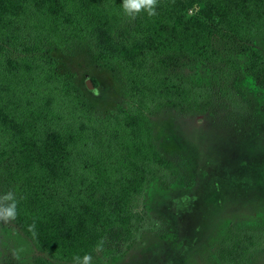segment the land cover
I'll list each match as a JSON object with an SVG mask.
<instances>
[{"label": "trees", "instance_id": "16d2710c", "mask_svg": "<svg viewBox=\"0 0 264 264\" xmlns=\"http://www.w3.org/2000/svg\"><path fill=\"white\" fill-rule=\"evenodd\" d=\"M120 2L0 0V185L17 196L12 222L57 261L135 238L139 197L169 167L149 116L184 102L201 110L206 96L170 73L178 61L215 59L232 68L216 46L264 34V0H157L155 16L142 12L128 28ZM84 41L94 43L99 65L119 70L133 101L127 109L93 115L80 89L57 73L50 50ZM244 50L249 76L264 87L261 52ZM257 249H264V221L229 235L220 256L244 264Z\"/></svg>", "mask_w": 264, "mask_h": 264}, {"label": "rangeland", "instance_id": "374dc122", "mask_svg": "<svg viewBox=\"0 0 264 264\" xmlns=\"http://www.w3.org/2000/svg\"><path fill=\"white\" fill-rule=\"evenodd\" d=\"M133 19L124 14L121 23L128 28ZM224 40L216 47L230 55L234 67L194 58L170 70L206 90L203 108L194 111L184 102L149 116L153 144L169 167L159 168L139 197L142 220L135 238L97 251L92 264H229L220 256L228 236L263 223L264 87L249 76L244 47L264 58V34L239 44L234 36ZM95 50L92 41H84L50 54L57 73L80 89L93 115L127 109L133 101L119 70L99 65ZM7 191L0 185V194ZM245 258L244 264H264V249ZM43 261L73 264L50 258L14 222L0 221V264Z\"/></svg>", "mask_w": 264, "mask_h": 264}, {"label": "clouds", "instance_id": "9594fccd", "mask_svg": "<svg viewBox=\"0 0 264 264\" xmlns=\"http://www.w3.org/2000/svg\"><path fill=\"white\" fill-rule=\"evenodd\" d=\"M157 0H121L120 8L123 14L129 17H135L140 13H144L149 17L155 16ZM17 196L14 191H7L0 194V221L10 222L15 220L17 216ZM103 242L97 243L96 248L99 250ZM73 264H92V255L85 253L84 255H73Z\"/></svg>", "mask_w": 264, "mask_h": 264}, {"label": "flooded vegetation", "instance_id": "af4514ba", "mask_svg": "<svg viewBox=\"0 0 264 264\" xmlns=\"http://www.w3.org/2000/svg\"><path fill=\"white\" fill-rule=\"evenodd\" d=\"M174 260V259H173ZM175 260H177V259H175ZM166 261H171V260H166ZM167 263H169V262H167ZM170 264H171V262H170ZM173 264V263H172Z\"/></svg>", "mask_w": 264, "mask_h": 264}]
</instances>
